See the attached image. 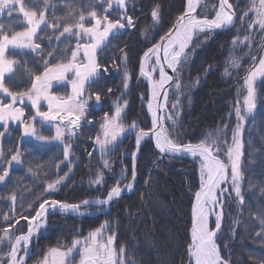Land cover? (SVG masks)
I'll list each match as a JSON object with an SVG mask.
<instances>
[{"label": "snow or ice", "instance_id": "obj_1", "mask_svg": "<svg viewBox=\"0 0 264 264\" xmlns=\"http://www.w3.org/2000/svg\"><path fill=\"white\" fill-rule=\"evenodd\" d=\"M98 3L106 4L103 15H98L95 7L85 15L82 10L72 9L66 17L58 18L57 23H52L47 19L46 12L49 8L48 0H38L43 4L42 10L37 12L35 5L29 7L25 0H0V16L7 13L11 18L15 13L22 17L25 22L22 31H14L11 26L5 29V25L0 23V121L7 122L9 120L19 121L23 124V135L35 137L38 141H58L64 150V158L67 160L72 148V139L77 136L80 122L87 115V103L92 98L89 95L85 98V85L91 84L99 79L101 71H107L97 62L96 52L98 49L107 45L108 38L111 35H117L122 29L134 27V20L131 16L126 15L125 0H97ZM186 10L177 18L176 24L165 37L161 38V42L153 45L144 53V59L140 64L139 72L142 77L151 81L152 99L147 104V108L151 112L152 127L145 131L140 129L135 134L136 146L139 149L141 141L145 138L155 139V148L162 154L183 155L187 154L200 161V188L195 192V204L192 208V227H191V244L188 246L190 264H229L221 255L220 246L217 244V235L221 230V219L223 216V207L221 196L226 193L227 188H222V184L229 181L233 187L235 196L239 201H243L241 194V180L243 173L241 171V158L243 156L244 140L243 130L245 117L253 112L256 107V81L259 79L264 83V54L259 56H250V67L244 69V91L246 95L243 100H237L233 109L237 123L235 128L231 130V145L227 140L228 125L225 124L216 130L215 136L211 132L206 135L198 143L181 144L172 139L168 131V127L163 123L166 118L171 121L175 127V121L167 111V91L165 86H171V82L175 83L177 89L180 88L178 66L187 59V51L193 41V37L199 34H205L216 30H227L235 27L236 11L233 4L229 0H219L218 9L215 10L214 16L210 19L206 15L199 16L197 8L201 7V0H186ZM116 5L123 11L119 18L112 20L109 18V10ZM249 13L254 14V18L248 21L249 30L257 26L264 31V0H250L249 9L240 16L241 24H243ZM154 23H158L160 19L159 5H156L151 11ZM88 20L90 26H86L85 21ZM71 21V22H69ZM94 21V23L92 22ZM123 21V22H122ZM62 22V24H61ZM43 26V27H42ZM59 31L60 37L65 36L76 37V43L71 50L70 59L67 62H57L50 64L47 59H43L44 68L40 74L32 76L31 88L27 91H12L6 84L5 78L14 74V69L19 66V62L13 58H9V51L18 49H30L37 53H43L44 49L36 41L43 37L38 36L39 32L44 29ZM81 38L88 42L81 43ZM51 37H49V41ZM251 36L246 35L241 40L237 35L232 40L235 48L237 45L247 46L251 49ZM123 53V50H121ZM261 53H264V44L261 45ZM48 57H53V52L47 53ZM83 57L80 60V57ZM55 59V57H53ZM122 60L126 62L127 54L123 53ZM149 61H154L150 68ZM163 61V62H162ZM229 63L234 70L241 67V59L235 56L229 57ZM168 68L173 75H168L165 71ZM72 73L74 79L69 81L71 84V95L67 97L50 95L49 89L52 81H67L68 74ZM153 73H158V79H153ZM225 74L228 69L225 68ZM174 76L176 79L174 80ZM131 79L130 72L124 71V88H128ZM111 92V89L108 90ZM126 94V93H125ZM163 94L164 104H161L160 98ZM5 98H10V103H5ZM25 98L31 101L32 106L36 109V114L29 119H25V113L22 108L14 105L19 102L24 103ZM101 97L99 93L95 94V100L99 103ZM41 100L47 101L48 111L41 112L39 104ZM243 105V114L241 109ZM128 101L118 98L113 102L114 112L110 116L105 113L100 124V131L95 136L94 150H98L103 157L109 150H115L121 137L126 133L135 130L138 125L135 121L131 125L126 126L123 121V113L127 108ZM164 109V115L158 116V110ZM172 108H177V104H173ZM178 115V113H177ZM231 115V114H230ZM37 117L41 123L55 122V134L52 136L42 135L35 127ZM90 123V121H89ZM4 135L0 132V137ZM67 136V141L65 137ZM10 159L5 162V149L0 144V183H4L9 177V168L3 166L5 163L11 165L13 163H22L23 153L17 147L15 151L11 148L7 150ZM91 156V153H88ZM135 153H133L132 181L136 179L135 171ZM224 156V159L221 156ZM41 167L37 165V168ZM104 170L111 169L108 160L102 161ZM28 172H33L31 167ZM126 178V170L121 173V179ZM65 177H58L55 180L46 183L44 193L51 196L63 184ZM92 184L102 185L104 183V171H98L96 178L91 181ZM132 183L125 185L123 188L120 182L110 188L107 196L103 199L84 200L79 204H71L60 200H49L44 198L42 194L37 197L39 200L38 208L35 214L29 216H20L15 220L16 224L23 219L27 223V232L15 236L11 235V229L15 226L10 223L11 217L7 214L3 216V221L7 224L0 235V245L7 242L10 251L4 257H0V264H26V256L29 245L34 236H37L42 229L47 227V213L49 210L59 211L64 214L84 215L81 207L87 208L90 205L105 206L121 197L122 192L130 191ZM219 193V195H218ZM11 202L12 213L15 215L16 192L12 191L7 197ZM219 208V211H217ZM28 209L32 210V204L28 205ZM215 215V228H210L209 218ZM264 224V221L261 222ZM110 228L109 222L105 220L99 227L90 231L82 238H74L71 246H53L49 247L44 253L39 264H133L132 261H126L124 258L125 248L121 246L117 249L115 245V233L106 234ZM256 235L264 239V228ZM23 252V255L21 254ZM76 256L79 257L78 261ZM264 264V262H262Z\"/></svg>", "mask_w": 264, "mask_h": 264}, {"label": "trees", "instance_id": "obj_2", "mask_svg": "<svg viewBox=\"0 0 264 264\" xmlns=\"http://www.w3.org/2000/svg\"><path fill=\"white\" fill-rule=\"evenodd\" d=\"M155 1L130 0L133 3L130 14L134 16V27H126L119 34L111 35L107 45L97 53L98 63L102 69L106 68L108 71H101L98 74L99 79L89 85L92 92L99 93L101 98L105 99L102 110L109 109L107 99L114 100L116 95H123L125 89L123 70L127 69L131 77L137 74L145 43L142 41L141 33L151 23L150 11ZM25 3L29 7L35 5L37 12L43 8V4L38 3V0H25ZM48 4L46 16L52 23L60 22L58 18L66 17L72 9L82 10L87 15L94 6L98 15H103V10L107 7L106 4L98 3L97 0H48ZM159 7L161 12V6ZM115 8L113 6L112 9ZM0 23L5 25V29L11 26L14 31L22 30L25 26L22 17L15 13L11 18L7 16V13L0 16ZM159 23L158 31L161 33L162 23L160 21ZM59 31H62V26L56 31L44 29L38 33L40 37H43L39 40L44 45V51L54 50L55 59L51 57L52 61L65 62L70 57L77 39L75 37L66 38L67 35H65L57 40ZM227 34L229 35L228 31L215 32L209 37V45L206 47V52L208 51L206 64L216 61L217 67L195 90L193 102L189 108L184 107L180 114L178 123L182 131L178 132V136L182 132L189 140L201 139V128L213 125L217 119L222 118L227 110L225 101L234 98L238 92V89L232 85L235 83V81L232 82L233 77L224 78L218 63L223 50L219 48V45L228 39ZM49 37H51L50 41ZM254 37V42H256L257 35ZM263 42L264 34L260 42L255 43L258 45L256 51L259 53H261ZM121 50L127 54L126 62L122 60ZM197 55L199 60L195 66L198 67L196 68L198 74V71L206 65L199 66L198 62L203 59L205 61L206 57L203 54ZM8 56L17 60L19 66L14 69L11 77L5 78V84L11 90L29 88L32 76L43 71V58L19 49L10 50ZM244 75L245 71L242 70L235 77H238V81L242 80ZM238 83L239 81L236 85ZM255 87L256 101L258 100L257 110L244 128V161L241 167L243 173L241 194L244 199L242 202L239 201L232 185L229 184V194L224 205L225 222L229 219V215H234L238 221L234 236L238 252L233 251L231 264H262L264 262V239L256 235L264 228V224L261 223L264 221V83L260 80ZM109 89L111 92L108 91ZM102 110L94 109L93 114H88V117L97 118ZM97 129L95 124L90 127L89 131L82 129L81 136L66 160L60 142L24 138L19 127L12 125L6 128L0 124V132L4 133L0 137V144L5 149V162L10 159V154L7 152L9 148L14 152L19 147L23 153L22 163L14 164L10 168L9 177L0 185V225L5 224L3 221L5 214L12 218L33 215L40 202L37 197L42 194L44 198L55 197L66 202H80L88 197L104 194L116 180L117 173L121 169V162L127 164L131 170L130 159L122 158L120 154L115 159L118 164L116 169L111 168L112 173L103 169L100 154L96 155L92 150L91 156L88 155V150L94 146L93 139L97 134ZM40 133L52 136L54 130L48 128L47 131ZM132 142L130 140L131 145ZM131 145L126 147L131 149ZM118 147V150L124 148L120 144ZM7 165L5 163L3 166L7 167ZM37 165L41 167L37 168ZM29 167L33 169L35 175L28 172ZM135 170L137 179L133 191L111 202L105 213L95 216H73L52 212L48 215L47 233L59 232L65 240L70 241L71 227L78 225L81 230L87 231L107 220L110 228L106 234L115 233V245L117 249L121 246L125 248L126 261H132L133 264H185L187 247L190 242L191 204L193 194L199 185L197 163L186 157L167 156L158 160L154 147L147 142L140 149ZM98 171H104L102 185L91 183ZM58 177H65L63 184L58 191L47 196L44 193L46 183ZM12 191H15L17 196L14 216L11 202L6 199ZM29 204H32V210L28 209ZM21 221L23 225L19 231L25 229L24 220L21 219ZM64 232L69 235H65ZM52 242L51 239L50 245L57 244ZM247 247L253 252H246Z\"/></svg>", "mask_w": 264, "mask_h": 264}, {"label": "rangeland", "instance_id": "obj_3", "mask_svg": "<svg viewBox=\"0 0 264 264\" xmlns=\"http://www.w3.org/2000/svg\"><path fill=\"white\" fill-rule=\"evenodd\" d=\"M156 1L153 4L151 11L153 10V8L156 5L160 4L159 6H161V12H160L161 16H160L159 21L162 23V31H161V33L158 31V23L159 22L154 23L152 16H151L150 25L146 29H144L141 33L142 41H144L145 43H144V50H143V53L141 55V59H140L139 65H138L137 74L134 75V77H131V79L129 81H127L128 88L124 89L123 95H121V94L116 95V99H114V100H109L106 98L107 99L106 101L109 102V109H106V110H102L103 106H104L103 100H105V99L102 97L100 99L101 102L97 106L94 103V96H95L96 92L95 93L92 92L90 89V85L86 84L84 96H85V98H87L89 95H91L92 98L88 100L87 109H86L87 115L80 122L79 131H78L77 136L74 137L72 139V141H70L72 143V147L74 145H76L77 139L81 136V130L84 129L86 131H89L90 127H92L94 124L96 125V129L98 128L97 129L98 130L97 134H98L100 131L99 126L102 123V118H103L104 114L108 113L111 116L114 112L113 102L116 101L118 98L121 99V102L123 100L128 101L127 108L125 109V111L123 113V121L122 122L126 126H128V125H131V123L133 121H135L136 124L138 125V127L135 130H133L132 132L126 133L123 137H121L118 144L115 146V150L114 151L109 150L103 157L101 156V159H100L101 160L100 163H102V161L105 159L108 160L111 164V168H115V169H116V166L118 165L115 162V159L118 157L119 154L122 158L128 157L130 159L131 170L127 167V164L121 162V164H120L121 169L117 173L116 180L110 186V188L113 187L117 183V181H119L120 186L123 188L125 185H127L131 182L133 185L132 189L130 191L122 192L121 195L130 193L131 191H133V189L135 187L137 178L135 179L134 182L132 181L133 153L136 154L135 155V166H136L137 159H138L139 153H140V149L143 146V144H145L147 142H150L152 144V146L154 147V149L157 153V159L158 160H161L167 156H173V155H168V154L163 155L162 153H160L159 150L155 148V145L153 144L151 138L150 139L146 138L144 140V142L142 143V145H140L139 149H137L136 140H135V134L137 132H139L140 129L147 131L152 127L150 112H149V109L147 108V104L149 103V101L152 98L151 83L147 80V78L142 77L140 75V72H139L140 64L142 63V61L144 59V53L147 52L149 48H152L153 45L159 43V41L161 40L162 37L166 36V34L173 28L177 18L185 11V9L187 7L186 0H158L157 2ZM229 2L233 4V7L236 11L235 27H232L231 29H227V30H216L213 32H209V33H205V34H199V35L194 36L193 41L189 46V49L186 50L187 51V59L184 60V62L181 65L178 66V73L176 75L179 77L180 88L177 89L175 87V83L173 82V84L171 85V88L167 92V94H168L167 95V102H166L167 103V111H168V113L171 114L172 120L175 121V127H173L171 121H169L166 118L164 119L163 122L168 127V131L171 134L172 139H174L178 143H181V144L198 143L202 139H205L206 135L209 132H211L213 134V136H215L216 130L218 128H221L223 125L227 124L228 125V133H227L226 138L228 140L229 146L231 145V130L235 128V125L237 123L236 117L233 114V109L236 106V101L237 100L242 101L243 96L246 95V91H244V80H243L244 77L242 78V80H238L239 83L236 85V83L238 82L237 81L238 77H235V76L238 75L242 70L249 68L251 66L250 65V56L247 59L248 51L250 50L249 47L237 45L234 48L231 42H232L233 38L236 37L237 35L240 37L241 40L243 39L244 36L250 35L252 38V40H251V54L257 56V59H259L260 55L264 54V53H259V51L257 52L256 46H258V45H255L256 42L257 43L260 42L261 36H263L264 31H261L258 26L254 29H251V30H249V28H248V21H250L254 18V14L249 13V16L246 18V20L243 24H241V21H240V16L243 14V12H246L249 9L250 0H229ZM126 4L128 7L126 6ZM132 5H133V3L130 2V0H125L126 15L131 16L134 20L133 14L132 15L130 14ZM201 5L202 6L199 7L197 10V14L199 16H205L206 15L207 17L212 18L214 16L215 10L218 9L219 0H202ZM114 6L116 8L114 10L110 9L109 13H108L109 18L112 20L119 18V15L123 11L122 9L118 8L116 5H114ZM159 9H160V7H159ZM92 22L94 23V21H92ZM85 24H86V26H90L89 21H85ZM159 25H160V23H159ZM165 28H167L166 32H164ZM22 30H19V31H22ZM231 30H232V33H231ZM233 30H234V32H233ZM121 31H123V29ZM226 31H228L229 35L227 34L226 36H228V39L222 41L223 43L221 42L222 44L219 45V48H223V50L221 51V55H220L221 57H220L218 63L220 65L221 73L223 74L224 78L228 79L230 77H233L232 82L235 81V83H233L232 85L235 87V89H238V92L234 95V98H230V99H227L225 101V104L227 106V110L224 112L225 115L222 116V118H219V119L216 118L217 121L213 125H206L203 128H201V136H202L201 139L189 140V139H187L185 134L182 132L178 136V132L182 131L181 127L178 123V118H179L180 114H182L184 107L187 109L189 108V106L193 102V94H194L195 90H197V88L201 85V83L205 82V80L209 76L208 74L213 73L217 67L216 61L206 64V62H207V55L206 54H208V51L206 52V49H207L206 47H208V45H209L208 44L209 37L212 36L215 32L216 33H219V32L222 33V32H226ZM257 32H258V34H256ZM65 35H67V34H65ZM255 35H257L256 42H254V38H255L254 36ZM38 36H39V34H38ZM110 36H111V34H110ZM110 36H109V38H110ZM36 42L41 45L42 49H44V45L39 39ZM80 42L86 43L88 41L86 39L81 38ZM263 44H264V42H263ZM210 48H209V52H210ZM19 50H23V51H26L27 53L37 55L39 58L47 59L50 64L60 62V61H52L53 59H51V57L47 56V53L50 52L49 50L44 51L43 53H37V52H34L30 49H19ZM99 50L100 49L97 50L96 56H97V53ZM53 51L51 50V52H53ZM197 54H199V55L203 54V56L205 55V57H206L205 61L203 59L200 62H198L199 66L200 65L203 66L204 64H206L203 69L198 71V74L196 72V70H197L196 68H198V67L195 66V63H197V60H199V56ZM230 55L241 59V67L239 69L234 70L233 67L231 66V64L229 63ZM68 59H70V57ZM79 59L82 60L83 57L81 56ZM65 62H67V61H65ZM153 62L154 61H149V67H148L149 71L151 70L150 65ZM225 68L228 69V74H225ZM123 71H125V70H123ZM245 75H246V72H245ZM72 79H74V75L72 73H69L67 81L58 82V81L53 80L52 86L49 89V94L50 95H56V96H63V97H67V96L71 95V84L69 83V81H71ZM153 79H158V73H153ZM175 79H176V76H175L174 80ZM131 81H132V83H134L133 84L134 86L132 85ZM259 81L260 80L258 79L256 81V83ZM30 88H31V85L27 89L12 90V91L22 92V91H27ZM4 102L10 103V98H5ZM173 104H177V108L173 109L172 108ZM14 106L22 108L24 110V113H25L24 118L25 119H29L31 116L36 114V109L32 106L31 101H29L27 98H25L23 104L17 102ZM129 108H130V110H129ZM256 108H257V105L253 109V112L251 114H248L245 117L244 128L249 123V121L252 119V117L254 116V113H256V110H257ZM39 109L41 112L48 111L46 100L40 101ZM94 109L95 110H102L101 114L98 115L99 117H97V118L96 117L95 118H89L88 114H93ZM241 109H242V114H243V105L242 104H241ZM177 113H178V115H177ZM129 117H133V118L129 119ZM89 121H90V123H89ZM29 122H31L30 119H29ZM0 124H3L6 128L10 127V126L12 127V125L14 127H19L22 131V137H24V138H28V137L35 138L32 136H24L23 135V124H21L19 121L9 120L6 123L0 121ZM35 127L37 128V130L39 132L47 131L48 128H50V129L52 128L54 130V134H55V122H52L51 124H48V122H45L42 124L40 121V118L37 117V120L35 121ZM244 130H243V140H244ZM184 136L186 138H184ZM183 139H184V141H183ZM65 140H66V142H68L67 136L65 137ZM93 140L95 141V137ZM130 140L133 141L132 145L130 144ZM94 141H93L94 146H92L91 150L90 149L88 150V153H91L92 150H94L96 148ZM119 144L121 146H123L124 148L118 150L117 148H119L118 147ZM130 145L132 146V148L128 149V147H126V146H130ZM94 151H95L96 155L100 154L98 150H94ZM243 153H244V149H243ZM173 157L191 158L197 163L199 185H198V188L196 189V191H198V189L200 188V175H199L200 161H199V159L193 158L187 154H184L181 156H173ZM221 158L224 159V156L222 155ZM243 161H244V154L241 158V167H242ZM14 164H16V163H13L11 165H7V167L9 168V172H10V168ZM125 170H126V178L121 179V173L124 172ZM109 172L112 173V169ZM96 175H97V173H96ZM230 179H231V177L229 175V181L222 184V188H227L228 191L226 193H224L223 197L221 198L222 207H223V216L221 219V230L219 231V233L217 235V240H216L217 244L220 246L221 255L224 257L225 260H227L229 262V264L232 263L231 255L233 254V251H237L236 249H238L237 245H235V237H234L238 221L236 220V217L234 215H229V219L226 220V222H225L224 205H225V201L227 200V196L229 194V184H231ZM1 184L2 183H0V185ZM110 188L104 194L91 196V197H88L84 200L103 199L107 196V193L110 190ZM195 192L193 194V201H192L191 210H190L191 211V226L189 229V241L190 242H189L188 246L191 244V227H192V222H193L192 208H193L194 200H195ZM48 199L49 200H52V199L59 200L55 197H48ZM60 201L66 202L63 200H60ZM81 202L82 201H80V202H66V203L77 204V203H81ZM91 206L92 207L88 206L87 208L82 206L81 212L85 213L84 215L95 216L98 214L105 213L110 205H105L102 207L101 206H95V205H91ZM217 211H219V208H217ZM52 212L60 213L62 215L81 216V215H76V214H64V213L59 212V211L49 210V212L47 213V224H48V215ZM29 218H31V216ZM16 219H17V217H13V218L11 217V220H10V223L15 225L11 229V235L13 236V240H14L15 236H18V235L27 231V223L25 221H24L25 229L19 231V229L23 225L22 224L23 221L20 220V223L16 224L15 223ZM209 226H210V228H215V217L214 216H212L210 218ZM5 227H7L6 223L0 225V235H2V230ZM96 228L97 227H95L91 230L83 231V230H81V228L78 227V225H75V226L71 227V229H70L71 234H72L70 241L65 240V237L59 235L60 234L59 232L51 234V232L47 233L46 228L42 229L40 231V233H38L37 236L33 237L32 241L29 245L28 253L26 256V264H39V261L42 259L44 253L46 252V250L49 247L61 246V245L71 246V242L74 238H82L83 236H86L90 231H92ZM64 234L69 235V233H66V232H64ZM51 239L53 240L52 243H57V244L50 245ZM9 251H10V247H9L7 242H4L2 245H0V257L6 256V254ZM246 252L252 253L253 250L248 249V247H247ZM21 254L23 255V252H21ZM78 259H79V257L76 256L77 261H78ZM185 264H190L188 247H187V259H186Z\"/></svg>", "mask_w": 264, "mask_h": 264}, {"label": "water", "instance_id": "obj_4", "mask_svg": "<svg viewBox=\"0 0 264 264\" xmlns=\"http://www.w3.org/2000/svg\"><path fill=\"white\" fill-rule=\"evenodd\" d=\"M201 2H202V0H201ZM199 8V7H198ZM198 8H197V10H198ZM177 21V20H176ZM175 24H176V22H175ZM174 24V25H175ZM174 27V26H173ZM173 29V28H172ZM165 37V36H164ZM161 42V40L159 41V43ZM168 75H173V73H172V71L169 69L168 70ZM174 78H175V76H174ZM173 84V82H171V85ZM171 88V86H169V85H166L165 86V90L168 92V90ZM163 97V94H161V98ZM101 101H99V103H100ZM94 103L98 106L99 105V103H97L96 102V100H95V96H94ZM161 114H162V109L161 110H159V116H161ZM151 140H152V142H153V144L155 145V139H154V137L153 138H151ZM193 144H195V143H193ZM163 155H166V154H163ZM184 155V154H183ZM177 156H181V155H177ZM77 204H79V203H77Z\"/></svg>", "mask_w": 264, "mask_h": 264}, {"label": "bare ground", "instance_id": "obj_5", "mask_svg": "<svg viewBox=\"0 0 264 264\" xmlns=\"http://www.w3.org/2000/svg\"><path fill=\"white\" fill-rule=\"evenodd\" d=\"M187 8V7H186ZM186 10V9H185ZM209 18V17H208ZM211 19V18H210ZM163 62V61H162ZM168 68H165V71L168 73ZM148 80V79H147ZM150 83H151V81L150 80H148ZM152 99V98H151ZM161 104H164L165 103V101L163 100V98H160V101H159ZM162 109V108H161ZM161 109H159V110H161ZM159 110H158V116H159ZM150 112V111H149ZM164 109H162V114H161V116L162 115H164ZM150 116H151V112H150ZM151 120H152V116H151ZM164 121V120H163ZM164 123V122H163ZM146 139V138H145ZM144 139V140H145ZM144 140H142L141 141V144L140 145H142V143L144 142ZM199 190V189H198ZM218 195H219V193H218ZM223 197V195L221 196V198ZM194 204H195V200H194ZM194 206V205H193ZM212 216H214L215 217V215L213 214V215H211L210 216V218L212 217ZM210 218H209V222H210ZM27 232V231H26ZM26 232H24V233H26ZM23 234V233H22Z\"/></svg>", "mask_w": 264, "mask_h": 264}]
</instances>
